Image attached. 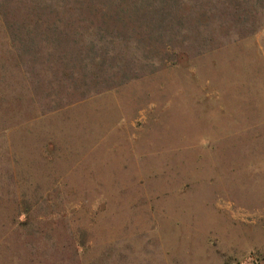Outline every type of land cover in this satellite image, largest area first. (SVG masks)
<instances>
[{
    "label": "rangeland",
    "instance_id": "obj_1",
    "mask_svg": "<svg viewBox=\"0 0 264 264\" xmlns=\"http://www.w3.org/2000/svg\"><path fill=\"white\" fill-rule=\"evenodd\" d=\"M264 264V0H0V264Z\"/></svg>",
    "mask_w": 264,
    "mask_h": 264
},
{
    "label": "built area",
    "instance_id": "obj_2",
    "mask_svg": "<svg viewBox=\"0 0 264 264\" xmlns=\"http://www.w3.org/2000/svg\"><path fill=\"white\" fill-rule=\"evenodd\" d=\"M242 264H248V263H242Z\"/></svg>",
    "mask_w": 264,
    "mask_h": 264
}]
</instances>
